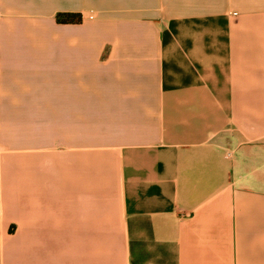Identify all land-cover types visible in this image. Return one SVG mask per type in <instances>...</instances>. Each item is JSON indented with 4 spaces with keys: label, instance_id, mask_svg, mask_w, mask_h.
I'll use <instances>...</instances> for the list:
<instances>
[{
    "label": "crops",
    "instance_id": "0c3cea01",
    "mask_svg": "<svg viewBox=\"0 0 264 264\" xmlns=\"http://www.w3.org/2000/svg\"><path fill=\"white\" fill-rule=\"evenodd\" d=\"M0 264H264V0H0Z\"/></svg>",
    "mask_w": 264,
    "mask_h": 264
},
{
    "label": "trees",
    "instance_id": "16d2710c",
    "mask_svg": "<svg viewBox=\"0 0 264 264\" xmlns=\"http://www.w3.org/2000/svg\"><path fill=\"white\" fill-rule=\"evenodd\" d=\"M55 22L57 24H79L81 22V17L79 14L75 13H58L55 15Z\"/></svg>",
    "mask_w": 264,
    "mask_h": 264
}]
</instances>
